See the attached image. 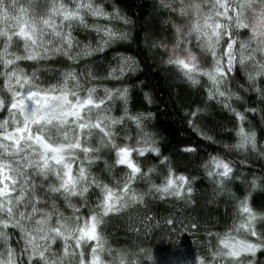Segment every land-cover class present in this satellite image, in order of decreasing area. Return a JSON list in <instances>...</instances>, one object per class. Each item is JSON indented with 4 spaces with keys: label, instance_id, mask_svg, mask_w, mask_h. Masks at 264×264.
I'll return each mask as SVG.
<instances>
[{
    "label": "snow or ice",
    "instance_id": "1",
    "mask_svg": "<svg viewBox=\"0 0 264 264\" xmlns=\"http://www.w3.org/2000/svg\"><path fill=\"white\" fill-rule=\"evenodd\" d=\"M159 5L180 20L177 23L169 16L174 30L172 45H159L168 54L166 64L194 85L203 78L208 85V98L222 102L225 108L230 107L228 102L233 98L240 99L231 87L237 66L253 90L262 91L257 84L264 80V0H159ZM86 17L106 23L88 24ZM114 20L130 23L115 6L106 8L104 0H45L39 11L36 0H0V77L9 94L7 104L0 97V109L6 107L8 111V116L0 119V264H20L23 257L28 264H105L100 253L105 251L106 240L98 231L103 217L144 204L146 196L155 194L160 199L171 196L194 203L188 176L176 174L169 165L162 182L157 184L150 176L155 167L144 171L132 158L133 153L158 154L159 148L152 134L143 131V114L132 115L126 106L121 115L113 114L114 100L127 104V87L104 86L103 95L99 94L101 86L84 87L81 76L96 79L90 68L86 75L75 69L63 71L60 80L45 86L35 69L29 74L18 63L35 62L58 53L69 60L102 53L129 38L127 31L111 23ZM74 26L94 31L98 37L96 45L89 42L81 47L72 35ZM241 29L248 33L244 38L240 37ZM74 43L78 50L73 55ZM193 43L201 56L211 58L207 66L193 52ZM16 44L22 52L12 50ZM115 59L117 63L109 66L108 78L121 79L136 70L134 58L117 54ZM202 111L197 108L190 115L195 118ZM231 111L240 123L237 142L230 147L238 152H259L264 157V147L258 145L255 131H246L243 126L245 116L235 109ZM125 119L142 132L137 135L136 147L117 143L115 126L122 125ZM189 123L193 124V120ZM200 134L212 140L203 131ZM130 139L124 137L125 141ZM101 149H110L115 153V164L129 170L122 178L109 172L112 183H106L90 171L100 159ZM185 151L195 149L188 147ZM166 161L164 157L161 163ZM233 163L231 159L210 156L203 164L206 175L215 180L216 194L227 193L236 199L234 213L240 219L223 235L217 234V247L208 249L211 260L202 257L200 264H243L245 256H255L258 249L264 248V233L255 228L258 218L264 220V212L252 208L250 193L236 198L227 187L233 178ZM105 166L108 167L107 162ZM138 180L147 183L146 192L133 186ZM259 180L251 179L252 190L264 187ZM92 189L100 193L96 210L82 216L83 205L77 206L73 199L83 200ZM58 201L71 210L70 216L65 215ZM165 223L175 228L184 222L172 218ZM9 228L19 233V254L10 243ZM58 241L59 251L54 247ZM85 245L90 249L87 260ZM108 251L111 253V249ZM120 264H124L123 259Z\"/></svg>",
    "mask_w": 264,
    "mask_h": 264
},
{
    "label": "trees",
    "instance_id": "2",
    "mask_svg": "<svg viewBox=\"0 0 264 264\" xmlns=\"http://www.w3.org/2000/svg\"><path fill=\"white\" fill-rule=\"evenodd\" d=\"M44 3L45 0H36L38 11ZM104 4L109 10L115 6L130 21L128 25L115 20L111 22L115 27L129 33L128 40L88 58L69 60L62 53H58L39 61L22 60L18 63L29 74L35 69L40 82L45 86L60 80V73L63 71L75 69L78 74L83 72L86 75L90 68L96 79L86 80L81 76L84 87L101 86L100 95H103L104 86L121 89L127 87V104L120 99L114 100L111 105L113 114L121 115L125 106L132 115L143 114V131L152 134L156 140L155 146L159 148L158 154L148 152L139 156L133 153L132 158L144 171L155 167L156 171L150 174L154 183L162 182L169 165L176 174L182 173L191 181V199L194 203L171 196L160 199L159 194H155L146 196L144 204L103 217L98 231L106 240L105 251L100 253L105 264H120L121 259L124 264H200L202 257L210 261L208 249L217 247V234L223 235L240 219L234 213L236 199L227 193L216 194L218 189L215 180L206 175L203 164L210 156H221L234 162L233 178L227 183V187L236 198H243L250 193L252 208L257 212H264V187L255 190L250 188V181L254 177L260 178L259 182L264 185V157L259 152H238L230 147L237 142L236 130L240 123L231 109L245 116V130L255 131L258 145L264 147V80L257 84L261 92L253 90L237 66V71L231 78V87L239 93L240 99L233 98L228 102L230 107L225 108L222 102L208 98V85L203 78L199 84L194 85L184 79L176 68L165 63L168 54L159 45L165 44L169 48L172 45L174 30L169 16L177 23L180 20L161 8L159 0H104ZM86 22L106 23L93 21L90 17H86ZM247 34V30H240L241 38ZM72 35L81 47L89 42L95 46L98 39L94 31L83 26H74ZM192 48L197 49L194 44ZM12 50L22 52L18 44ZM77 50L74 43L72 54ZM196 51L201 56L199 50ZM117 54L134 58L136 70L121 79H110L107 72L109 66L117 63ZM201 61L207 66L211 58L202 56ZM240 85L244 87L241 88ZM0 97L7 104L9 94L3 87V77H0ZM197 108L203 111L193 118L190 113ZM250 109H255V112ZM6 116L7 108L0 109V119ZM189 120H193V124ZM201 131L211 136L212 140L205 139L200 134ZM115 132L118 144L129 143L133 147L137 146V135L142 134L135 123L128 119L122 125L115 126ZM125 136L131 139L125 141ZM95 143L94 138L93 146ZM226 145L229 147H225ZM188 147L195 151H185ZM164 157H167V161L161 163ZM241 160L245 163L241 164ZM90 171L104 182L112 183L109 172L111 176L119 179L129 170L115 164L114 152L101 149L100 159L92 164ZM237 176L240 179H236ZM133 186L138 191L148 190L147 183L142 180L136 181ZM99 196L98 190L92 189L83 200L74 198L73 203L77 206L83 205L80 207V214L87 216L90 210H96ZM58 203L65 215L70 216L71 210L65 208L62 201ZM172 218L183 221V225L169 228L165 221ZM192 225L196 227L193 228ZM255 228L258 233H264V220L258 218ZM7 231L11 235L12 247L19 254L22 247L19 233L11 228ZM240 235H243V230ZM249 238L256 240L254 237ZM92 243L94 242L89 241V244ZM54 247L59 251L60 242ZM108 249H111V253ZM84 252L86 260L90 259L87 245L84 246ZM249 261L251 264H264V248L258 249L255 256L248 255L243 258V264H249ZM20 264H28L27 258H21ZM215 264L221 262L216 261ZM223 264L228 262L224 261Z\"/></svg>",
    "mask_w": 264,
    "mask_h": 264
},
{
    "label": "rangeland",
    "instance_id": "3",
    "mask_svg": "<svg viewBox=\"0 0 264 264\" xmlns=\"http://www.w3.org/2000/svg\"><path fill=\"white\" fill-rule=\"evenodd\" d=\"M194 44V46H195V43H193ZM192 50H193V48H192ZM197 50V49H196ZM196 50H193V52H196L197 53V51ZM197 55H198V53H197ZM199 56V55H198ZM200 57H202V56H200Z\"/></svg>",
    "mask_w": 264,
    "mask_h": 264
}]
</instances>
